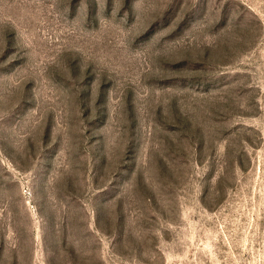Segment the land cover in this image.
Masks as SVG:
<instances>
[{
  "label": "rangeland",
  "instance_id": "374dc122",
  "mask_svg": "<svg viewBox=\"0 0 264 264\" xmlns=\"http://www.w3.org/2000/svg\"><path fill=\"white\" fill-rule=\"evenodd\" d=\"M0 264H264V0H0Z\"/></svg>",
  "mask_w": 264,
  "mask_h": 264
}]
</instances>
